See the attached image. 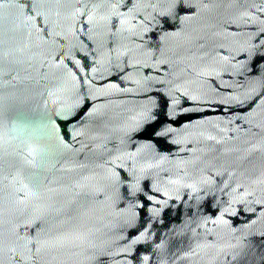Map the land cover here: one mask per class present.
<instances>
[{
	"label": "water",
	"instance_id": "water-1",
	"mask_svg": "<svg viewBox=\"0 0 264 264\" xmlns=\"http://www.w3.org/2000/svg\"><path fill=\"white\" fill-rule=\"evenodd\" d=\"M0 264H264V0H0Z\"/></svg>",
	"mask_w": 264,
	"mask_h": 264
}]
</instances>
